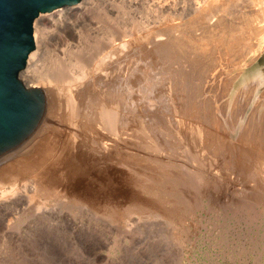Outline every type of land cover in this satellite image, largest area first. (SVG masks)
<instances>
[{"label":"rangeland","instance_id":"rangeland-1","mask_svg":"<svg viewBox=\"0 0 264 264\" xmlns=\"http://www.w3.org/2000/svg\"><path fill=\"white\" fill-rule=\"evenodd\" d=\"M243 1L212 0L221 2L217 5L223 10H235ZM52 12L35 19L34 37L36 29H44L46 19L56 15ZM146 14L140 7L135 18L125 15L119 25L121 38L140 33L133 27ZM196 19L192 14L186 22ZM261 37L263 44L255 42L260 54L251 69H264ZM51 51L40 64H48ZM150 67L153 70L141 71L150 73L156 80L152 78L150 87L155 83L164 94H158L155 103L147 97L149 83L122 85L119 93L123 90L126 98L119 94L113 130L67 128L74 86L64 81L53 91L55 115L47 132L52 154L31 168L28 162L37 150H30L12 160L15 177H0V264H264V165L260 167V158L256 161L258 142L249 146L240 131L233 135L204 118L193 121L188 105L209 95L198 88L192 93L196 99L190 97L175 66ZM40 70L29 80L21 71L20 78L45 89ZM263 89L264 84L258 86L256 102L264 97ZM245 146L250 153L256 151L249 153L253 161L246 159ZM49 182L51 189L46 187Z\"/></svg>","mask_w":264,"mask_h":264},{"label":"bare ground","instance_id":"bare-ground-1","mask_svg":"<svg viewBox=\"0 0 264 264\" xmlns=\"http://www.w3.org/2000/svg\"><path fill=\"white\" fill-rule=\"evenodd\" d=\"M243 2L235 10L229 9L231 7L229 5L230 7H226L229 11L223 10L219 7L220 4L217 3L218 6L212 0H82L76 5L64 6L54 11L56 15L46 19L44 29L42 26L38 31L36 29V47L28 57L26 70H23L24 76L29 80L36 77L35 69L41 68L47 97L46 114L43 115V122L38 129L24 141V144L0 159L1 179L2 177L10 179L17 175L12 160L20 157L21 154H27L33 149L37 150V156L28 162L31 168L42 165L46 157L52 154V142H47L50 140L47 132L55 115L53 91L59 84L65 81L69 87L74 86L69 100L72 107L67 128L113 130L117 129V103L119 94L123 95V90L119 93L122 85L126 88H135L149 83L147 97L152 101L157 99L158 94H164L163 89L154 87L155 83L150 87L154 77L151 78L150 73L141 71V69L147 71V67L153 70L150 66L157 64L167 67V70L175 66L176 74L182 82L181 87L190 97L199 89L209 95H206L207 98L200 103L199 100L192 99L198 104H192L188 100L190 104L187 109L186 102L182 105L184 110L186 109L191 117L195 118H191L193 121L204 118L205 123L216 129H227V131L230 129L233 135L242 132L248 145L250 142H258L256 144L259 155L256 156V161L261 160V164L258 163L262 167L264 165V97L261 92L262 97L256 102V94L258 86L264 84V69L262 67L251 69V67L260 54V51L256 50L255 42L258 41L259 46L263 44L261 36L264 35V0ZM140 7L145 13L147 11V14L137 20L134 27L132 26L139 28L140 33L134 29L138 34H133L131 29L132 35L127 32L130 37L122 39L124 31L122 35L119 33V25L123 23L125 15L128 17L132 15L131 17L135 18ZM192 14L197 19L194 22H186ZM49 48L53 51H51L52 56L49 55L50 61L48 60V64H40ZM172 73L175 75L174 72ZM161 74L160 70L158 75ZM26 83L28 84L27 80ZM172 88V91L169 90L170 93L175 91ZM145 92L147 90H144ZM132 95L133 93L131 97ZM182 97L181 95L180 98ZM184 97L186 99V94ZM193 97L196 99L194 95ZM128 99L126 101L132 98ZM183 99L180 100L181 103ZM243 129L244 131H241ZM255 146L253 144V147ZM244 149H246L243 150L244 154L247 153L246 159L253 161L250 154H255L256 151L250 153L248 147ZM263 175L264 173L261 176ZM49 183L48 186L46 185L47 189L52 188L51 182ZM98 201L95 203L102 207V203L99 204Z\"/></svg>","mask_w":264,"mask_h":264},{"label":"water","instance_id":"water-1","mask_svg":"<svg viewBox=\"0 0 264 264\" xmlns=\"http://www.w3.org/2000/svg\"><path fill=\"white\" fill-rule=\"evenodd\" d=\"M81 1L0 0V156L30 137L45 113V90L20 78L36 47L35 19Z\"/></svg>","mask_w":264,"mask_h":264}]
</instances>
